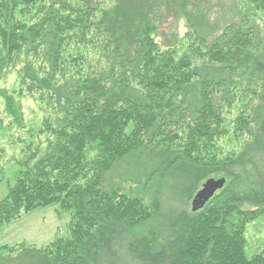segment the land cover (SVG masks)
I'll return each mask as SVG.
<instances>
[{
    "label": "trees",
    "instance_id": "obj_1",
    "mask_svg": "<svg viewBox=\"0 0 264 264\" xmlns=\"http://www.w3.org/2000/svg\"><path fill=\"white\" fill-rule=\"evenodd\" d=\"M114 1L0 0V80L21 65L51 112L0 201V229L41 208L71 215L67 236L4 246L0 264H264V250L245 252L264 215V0H187L172 14L189 30L167 46L154 13L130 43L112 33ZM6 109L23 126L12 96ZM138 159L154 161L123 176L134 189L102 190L106 171ZM214 177L224 189L194 212Z\"/></svg>",
    "mask_w": 264,
    "mask_h": 264
},
{
    "label": "rangeland",
    "instance_id": "obj_2",
    "mask_svg": "<svg viewBox=\"0 0 264 264\" xmlns=\"http://www.w3.org/2000/svg\"><path fill=\"white\" fill-rule=\"evenodd\" d=\"M186 2L187 0H115L108 6L110 8L106 11L104 18L107 28L112 33H118L119 36L130 43L138 35L139 24L146 21L149 14L154 13L156 14V20L154 19L152 22L156 23L157 32L153 36L161 46H167L171 43L173 34L177 35L180 41L185 36L186 31L189 30L185 15L182 17L179 14L175 17L172 14L174 12H177V14L182 13V10L187 7ZM207 2L208 6L210 4L214 5L212 0ZM222 10L227 13V8ZM228 12L230 13V10ZM211 17L213 20L217 19L215 15H211ZM256 20L257 25L264 31V13L259 12ZM20 69L21 65L11 68L0 80V201L6 198L9 185L15 183L18 174L21 172L22 163L28 156V145L33 140L35 143V138L40 133V127L45 117H49L51 114L50 109L47 106L44 107L45 105L40 102V95L33 94L31 96L27 93L20 78ZM9 96L13 97L16 108L21 105L23 126H20V123L7 112L6 98ZM238 107L233 115L239 113L242 105ZM227 142L225 139L222 143L224 152L230 154V151L237 150V146ZM255 159L262 172L264 170V153H259ZM153 161L152 159H138L134 162L131 161L128 165H115L102 175V190L105 193L111 190L131 191L135 188V184L131 179L134 176L128 175L129 180L124 179V175L128 174L126 172H133L135 167L150 166ZM214 178L217 180L221 177ZM207 181L208 179L200 185L196 194L202 190V186ZM242 190L245 189L242 188ZM192 201L188 204L190 209ZM171 203L167 199L164 200L163 207L167 212L171 208ZM70 221V213L61 211L56 206L35 210L0 229V250L4 246L10 247L20 243H28L33 247L48 245L57 235L67 236ZM245 237L247 241L246 257L251 260L264 250V215L247 224Z\"/></svg>",
    "mask_w": 264,
    "mask_h": 264
},
{
    "label": "water",
    "instance_id": "obj_3",
    "mask_svg": "<svg viewBox=\"0 0 264 264\" xmlns=\"http://www.w3.org/2000/svg\"><path fill=\"white\" fill-rule=\"evenodd\" d=\"M226 185L225 179L220 180H214L210 179L208 180L204 185L202 190L198 192L196 197L193 200L192 206L193 211L197 212L198 210H201L204 208V206L215 196V194L224 189Z\"/></svg>",
    "mask_w": 264,
    "mask_h": 264
}]
</instances>
